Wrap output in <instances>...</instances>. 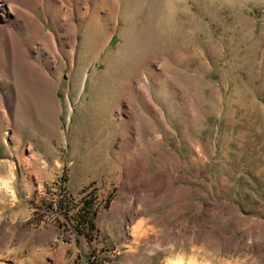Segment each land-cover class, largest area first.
<instances>
[{
    "label": "rangeland",
    "instance_id": "obj_1",
    "mask_svg": "<svg viewBox=\"0 0 264 264\" xmlns=\"http://www.w3.org/2000/svg\"><path fill=\"white\" fill-rule=\"evenodd\" d=\"M121 1L71 6L75 53L44 62L59 105L0 77V257L264 264V0ZM117 16L143 41L117 30L91 61Z\"/></svg>",
    "mask_w": 264,
    "mask_h": 264
},
{
    "label": "bare ground",
    "instance_id": "obj_2",
    "mask_svg": "<svg viewBox=\"0 0 264 264\" xmlns=\"http://www.w3.org/2000/svg\"><path fill=\"white\" fill-rule=\"evenodd\" d=\"M21 1V7H18L16 5L17 3L11 0H0V77L3 80L10 78L13 72L19 67L22 69L21 77L26 86L23 87L24 89L32 90V88H35L39 96H42L44 91L50 90L56 104L59 105L60 100L56 94L57 85L52 84L51 74L44 62L49 61V63H52V61L49 60V55L55 57L54 62H56V56L59 52L66 53L68 54L67 56L74 55L75 44L77 43L75 40L77 23L74 24L71 18V15L74 14V8L71 6H75V14H79L81 6L78 0ZM121 2V0H111L109 8H111V10L112 8L118 10ZM39 4H42L45 10L50 14V20L56 28L58 35H56L57 33L55 34L54 31L44 29V24L40 20V15L36 10V5ZM83 6L87 9L86 4ZM64 9H67L68 14L58 19V16H61L62 10ZM120 21V17L117 16L110 32H107L108 34L105 42L101 45L98 42L99 45L95 49V53L90 57L91 61L98 60L101 57V52L105 50L110 38L117 30L119 33L123 34V48L127 49L128 46H132V44L135 45L140 40L143 41L144 38L141 35L137 36L135 33L134 35L127 36L126 33H123L121 27L118 28ZM62 35H64V38H62ZM90 36H86V38L90 40ZM66 46L68 48H66ZM133 48L134 53L138 52L139 48L141 49V45L138 44ZM71 59L73 60V58ZM102 60L105 61L106 67L104 70L108 74L118 66L116 64L118 61L115 62L114 60H110L108 56ZM77 74L78 72L76 75ZM77 78V80H80L79 75ZM51 84L55 86H53L54 89L51 87ZM10 93L13 94V90ZM12 101L13 96L9 94L2 96L0 93V115L2 119H8V111L11 110ZM42 102L45 105L44 110L48 111L46 102ZM20 108H22L26 114L29 113L24 105L20 106ZM8 259L10 260L7 256L0 257V264L8 262Z\"/></svg>",
    "mask_w": 264,
    "mask_h": 264
},
{
    "label": "trees",
    "instance_id": "obj_3",
    "mask_svg": "<svg viewBox=\"0 0 264 264\" xmlns=\"http://www.w3.org/2000/svg\"><path fill=\"white\" fill-rule=\"evenodd\" d=\"M85 203H89V201H85L84 204H85Z\"/></svg>",
    "mask_w": 264,
    "mask_h": 264
}]
</instances>
